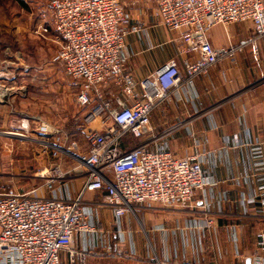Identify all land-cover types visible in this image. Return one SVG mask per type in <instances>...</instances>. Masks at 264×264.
Wrapping results in <instances>:
<instances>
[{
    "label": "crops",
    "instance_id": "crops-1",
    "mask_svg": "<svg viewBox=\"0 0 264 264\" xmlns=\"http://www.w3.org/2000/svg\"><path fill=\"white\" fill-rule=\"evenodd\" d=\"M122 3L131 26L137 28L125 37L123 72L138 82L173 59L184 77L152 109L141 138L123 135V147L144 143L152 151L194 159L204 186L185 206L135 205L132 213L119 217L103 204L102 192L85 193L80 204L84 228L74 235V248L86 253L84 264H264L263 41L243 23L216 25L208 33L209 42L214 48L232 47L233 59H222L205 73L187 77L185 63L195 56L185 51L178 33L157 22L156 0ZM134 91L141 99L140 88ZM101 95L112 107L115 98L134 102L112 80L101 88ZM12 98L13 94L0 93V124L12 122ZM94 104L81 107L86 109L84 119ZM111 126L101 119L84 125L98 132ZM37 136L45 138L38 131ZM71 143L77 146L69 151L73 157L53 158L65 177L51 190L35 188L37 195L63 201L78 196L85 174L79 172L74 157L84 153L88 144ZM41 146L37 162L42 169L51 165V151ZM60 261L68 264L67 254L61 253ZM74 264H79L77 259Z\"/></svg>",
    "mask_w": 264,
    "mask_h": 264
},
{
    "label": "built area",
    "instance_id": "built-area-1",
    "mask_svg": "<svg viewBox=\"0 0 264 264\" xmlns=\"http://www.w3.org/2000/svg\"><path fill=\"white\" fill-rule=\"evenodd\" d=\"M153 13L160 25L178 33L185 51L195 56L193 62L185 63L187 77L205 73L222 59H233L232 47L214 48L209 42L208 33L216 25L243 23L264 43V0H156ZM41 18L36 33L51 30L57 35L60 45L53 62L75 90L77 105L86 108L95 103L85 124L101 119L112 126L103 132L86 130L88 148L74 157L79 172L85 174L75 200L42 197L35 188L22 195H0V264H62L61 253L67 254L68 264L76 259L84 264L86 253L74 248L73 237L84 228L80 204L85 193L102 192L103 204L119 217L132 213L135 205L185 206L204 183L194 159L152 151L144 143L123 147V135L141 138L152 109L184 77L173 59L138 82L123 72L125 37L137 28L131 26L122 0H51ZM111 80L132 104L115 98L116 107H112L102 99L101 88ZM136 87L141 99L136 98ZM38 132L45 136L42 145L53 158L71 156L70 149H77L75 143L67 148L51 145L47 124L41 123ZM64 177L58 163L36 174L48 190Z\"/></svg>",
    "mask_w": 264,
    "mask_h": 264
},
{
    "label": "rangeland",
    "instance_id": "rangeland-1",
    "mask_svg": "<svg viewBox=\"0 0 264 264\" xmlns=\"http://www.w3.org/2000/svg\"><path fill=\"white\" fill-rule=\"evenodd\" d=\"M50 1L22 0L21 7L0 0V93L13 94L12 122L0 124V195L41 188L36 178L45 140L37 136L41 123L51 128L50 144L87 143L86 109L77 105L61 67L53 62L59 42L51 31L36 33Z\"/></svg>",
    "mask_w": 264,
    "mask_h": 264
},
{
    "label": "trees",
    "instance_id": "trees-1",
    "mask_svg": "<svg viewBox=\"0 0 264 264\" xmlns=\"http://www.w3.org/2000/svg\"><path fill=\"white\" fill-rule=\"evenodd\" d=\"M16 1L21 7H24V3L22 2V0H14Z\"/></svg>",
    "mask_w": 264,
    "mask_h": 264
},
{
    "label": "bare ground",
    "instance_id": "bare-ground-1",
    "mask_svg": "<svg viewBox=\"0 0 264 264\" xmlns=\"http://www.w3.org/2000/svg\"><path fill=\"white\" fill-rule=\"evenodd\" d=\"M25 126V125H24ZM15 135H17V134H15Z\"/></svg>",
    "mask_w": 264,
    "mask_h": 264
}]
</instances>
